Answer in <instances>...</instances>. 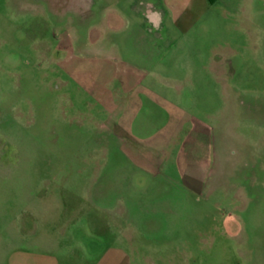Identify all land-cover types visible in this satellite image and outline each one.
<instances>
[{"label": "rangeland", "instance_id": "rangeland-1", "mask_svg": "<svg viewBox=\"0 0 264 264\" xmlns=\"http://www.w3.org/2000/svg\"><path fill=\"white\" fill-rule=\"evenodd\" d=\"M0 264H264V0H0Z\"/></svg>", "mask_w": 264, "mask_h": 264}, {"label": "crops", "instance_id": "crops-1", "mask_svg": "<svg viewBox=\"0 0 264 264\" xmlns=\"http://www.w3.org/2000/svg\"><path fill=\"white\" fill-rule=\"evenodd\" d=\"M189 137V136H188Z\"/></svg>", "mask_w": 264, "mask_h": 264}]
</instances>
